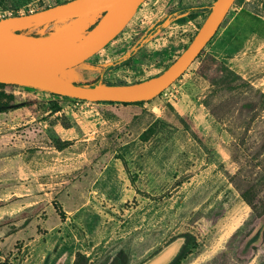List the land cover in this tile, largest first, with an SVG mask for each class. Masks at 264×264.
I'll return each instance as SVG.
<instances>
[{
  "label": "rangeland",
  "instance_id": "obj_1",
  "mask_svg": "<svg viewBox=\"0 0 264 264\" xmlns=\"http://www.w3.org/2000/svg\"><path fill=\"white\" fill-rule=\"evenodd\" d=\"M62 1L9 0L0 10L22 15ZM213 1L146 0L120 34L70 70V80L97 81L102 66L167 8ZM206 15L184 14L154 36L164 47L159 64ZM67 25L53 22L43 31L57 34ZM136 59L103 79L131 83L158 68L141 72ZM3 92L18 106L0 113L3 264H102L119 248L126 264H139L182 233L193 244L175 264H225L264 210V0H234L198 57L142 106L23 87ZM50 102L59 109L45 110ZM61 142L70 144L53 147Z\"/></svg>",
  "mask_w": 264,
  "mask_h": 264
},
{
  "label": "water",
  "instance_id": "obj_2",
  "mask_svg": "<svg viewBox=\"0 0 264 264\" xmlns=\"http://www.w3.org/2000/svg\"><path fill=\"white\" fill-rule=\"evenodd\" d=\"M234 0L186 4L163 14L119 58L107 62L97 81L78 83L62 76L111 42L141 10L146 0H67L22 15L0 18V83L91 102L136 103L151 100L172 84L212 38ZM205 12V19L179 56L157 75L131 83L107 82L104 73L129 61L171 20L190 12ZM77 17L96 22L83 36L44 33V27ZM262 223L248 241L260 236ZM185 237L175 236L139 264H171L180 254Z\"/></svg>",
  "mask_w": 264,
  "mask_h": 264
},
{
  "label": "flooded vegetation",
  "instance_id": "obj_3",
  "mask_svg": "<svg viewBox=\"0 0 264 264\" xmlns=\"http://www.w3.org/2000/svg\"><path fill=\"white\" fill-rule=\"evenodd\" d=\"M179 6H181V5H175V6H172L170 8H167L163 14H165L168 11L173 10V9L179 7ZM162 15H160L157 19H155L149 25V27L147 29H149L150 26L153 23L157 22L158 19ZM147 29H145L142 32V34ZM193 35H191V37L189 39H187L185 44H183L181 47H178L177 50H175V52L171 55V57L167 61H165V63H163V64H159V63L163 60V58L165 56V55H163L164 47L161 46V47L157 48L156 45L153 44L152 39L154 38V36L149 41H147L133 55V57L131 59H133L134 57H137V59H136V64L138 65L137 69L140 70L141 72H144L146 69H153L152 67L154 65H158V68L156 70L154 69L155 70L154 72H152L153 70H151V72H152L151 76L157 75L160 72H162L169 64H171L179 56V54L183 51V49L190 42V40L192 39ZM135 41L128 47V49L135 43ZM139 52H141V53L139 54ZM151 58L153 60H155V62L154 61L150 62ZM129 61H127L126 63H128ZM126 63H124V64H126ZM113 69H115V68H113ZM151 76H149V77H151ZM144 79H146V78H144ZM144 102H146V101H144ZM263 215L264 214H262L260 216H257L255 221H254V225L251 226V228L247 229L244 232V234H242V236L240 237L239 242L237 243V246L235 248L233 256H231L230 259H227V263H225V264H264V223L262 225V229H261V233H260L259 238H257V239L253 238V239L248 241L249 236L258 227V225L262 223V220H261L262 218L261 217ZM215 264H219V263L217 262Z\"/></svg>",
  "mask_w": 264,
  "mask_h": 264
},
{
  "label": "trees",
  "instance_id": "obj_4",
  "mask_svg": "<svg viewBox=\"0 0 264 264\" xmlns=\"http://www.w3.org/2000/svg\"><path fill=\"white\" fill-rule=\"evenodd\" d=\"M65 1H67V0H65ZM65 1H62V2H65ZM8 5H9V0H0V9L5 10V9L8 8ZM47 7L48 6H45L44 8H47ZM251 11L258 14V12L260 10L251 9ZM26 13L27 12H25V14ZM13 15H18V14L15 13ZM198 55H197V57H198ZM142 79H144V78H141V77L139 78L138 77L132 82H137V81H140ZM122 83H126V82H122ZM5 86H8V85L0 83V113L8 111L11 107H18L16 105L14 106V104L12 102L13 101L12 95L11 94H6L5 92H3V88ZM13 87H17V86H13ZM52 95H54V94H52ZM55 96H58V95H55ZM58 97H61V96H58ZM61 98L70 99V98H66V97H61ZM72 100H76V99H72ZM150 101H152V100H148L146 102H150ZM146 102L122 103V104H124V105L142 106ZM58 109H59V105L56 102H50L45 107V110H50L51 112H55ZM69 144H70V142L55 143V144H53V147L55 149H57V150H61L64 147L68 146ZM261 177L264 179V167H263V171L261 173ZM240 195H241V198L243 200H245V201L249 200L248 196L244 192H241ZM262 214H264V210L261 211V212L259 210L257 211V216H260ZM180 235L185 237V243H184V245L182 247V250H181L180 254L178 255V257L171 264H175L185 254V252L188 249H190L191 245L193 244V238H192V236L189 233H182ZM172 238H174V237H172ZM126 262H127V256H126L124 250L119 248V249L115 250L113 253H111L102 264H126ZM0 264H3V263L0 262Z\"/></svg>",
  "mask_w": 264,
  "mask_h": 264
},
{
  "label": "bare ground",
  "instance_id": "obj_5",
  "mask_svg": "<svg viewBox=\"0 0 264 264\" xmlns=\"http://www.w3.org/2000/svg\"><path fill=\"white\" fill-rule=\"evenodd\" d=\"M91 20H93V17H77L70 19L68 20V25L66 26V28L64 30H61L59 32V35L83 36L84 34H82V30L84 29L85 25ZM62 76L68 79L74 78V74L70 72H63Z\"/></svg>",
  "mask_w": 264,
  "mask_h": 264
},
{
  "label": "built area",
  "instance_id": "obj_6",
  "mask_svg": "<svg viewBox=\"0 0 264 264\" xmlns=\"http://www.w3.org/2000/svg\"><path fill=\"white\" fill-rule=\"evenodd\" d=\"M5 16H6L5 12L0 10V18L5 17ZM77 101H80V100H77ZM84 102L89 103L91 101H84Z\"/></svg>",
  "mask_w": 264,
  "mask_h": 264
}]
</instances>
